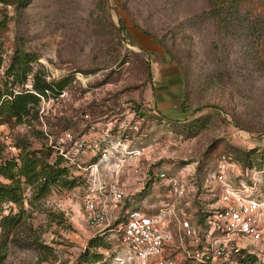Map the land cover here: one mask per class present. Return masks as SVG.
Wrapping results in <instances>:
<instances>
[{"label": "rangeland", "instance_id": "obj_1", "mask_svg": "<svg viewBox=\"0 0 264 264\" xmlns=\"http://www.w3.org/2000/svg\"><path fill=\"white\" fill-rule=\"evenodd\" d=\"M259 3L264 10V0ZM209 10V0H0V75L20 51L36 58L34 72L48 82L74 78L59 98L41 100L40 122L3 132L33 149L53 145L71 155L66 134L86 136L89 154L69 164L84 180L85 169L114 139L128 137L132 149L152 156L145 162L148 180L140 185L128 172L124 204L101 227L85 220L87 183L42 198L28 190L23 206H0L4 215L21 217L0 264H81L87 252L103 255L97 264H139L122 243L123 215L169 210L199 223L204 205L218 199V187L209 181L223 164L235 165V173L260 172L258 193L264 196L262 20L252 29L245 13L236 27L219 29L207 20ZM121 20L167 45L186 73V91L165 81L176 76L183 84L173 58L156 46L145 55L119 31ZM5 155L16 153L7 147ZM183 179L188 186L181 194ZM170 228L179 235L178 224ZM95 237L103 240L99 248L91 244ZM239 264L260 262L245 256Z\"/></svg>", "mask_w": 264, "mask_h": 264}, {"label": "built area", "instance_id": "obj_2", "mask_svg": "<svg viewBox=\"0 0 264 264\" xmlns=\"http://www.w3.org/2000/svg\"><path fill=\"white\" fill-rule=\"evenodd\" d=\"M135 116L133 113L130 117L134 120ZM4 128H0V143L18 155L12 137L3 132ZM109 134L110 129L107 136L111 137ZM65 138L72 143L73 155L53 147L69 164L75 157L89 154L91 146L86 136L76 139L67 133ZM130 145L128 137L114 139L109 148L99 153V160L85 169L89 188L85 220L91 228L110 223L113 213L124 204L128 172L140 185L148 180L145 162H151V152L132 149ZM231 168L235 165H220L209 181L217 185L218 199L204 205L199 223L185 217L179 219L169 210L154 214L139 209L126 212L122 243L139 264H239L245 256L264 264V196L258 193L260 172L238 169L235 173ZM103 169L110 175L103 177ZM160 176L167 178L165 174ZM0 181L6 183L1 176ZM182 182L181 194L188 186L184 179ZM172 223L179 226L178 236L171 231Z\"/></svg>", "mask_w": 264, "mask_h": 264}, {"label": "trees", "instance_id": "obj_3", "mask_svg": "<svg viewBox=\"0 0 264 264\" xmlns=\"http://www.w3.org/2000/svg\"><path fill=\"white\" fill-rule=\"evenodd\" d=\"M18 1L20 4L24 3V0ZM209 3L210 10L206 15L212 26L219 29L234 28L240 24L241 15L246 13L249 16L247 22L252 29H255L258 21L262 20L260 26L264 36V10L261 9L259 0H209ZM4 26V23H0V31ZM119 31L126 35L133 46L139 47L149 57L151 55L149 49L153 46L162 48L168 53L183 75L182 86L186 91L188 80L184 69L180 66L181 61L161 39L138 25L134 29L127 27L122 20ZM35 62L36 58L32 55L19 51L12 59L5 75H0V128L10 129L12 125H23L29 130L33 122H40L42 118L41 100L49 97L59 98L74 80L70 76L60 81L48 82L40 71L34 72L32 65ZM1 63L0 57V66ZM16 88H21L22 91H15ZM187 97L185 92V98ZM12 146L19 151L18 155L6 156V146L0 143V176L6 181V183L0 181V206L4 204L23 206L28 190L33 191L34 196L42 198L58 190H74L85 185L86 181L83 177L74 175L72 166L60 155V151H55L53 145L38 150L33 149L30 143H17L12 138ZM254 152L256 151L245 154L250 157ZM98 160L99 158L96 157L90 165ZM123 216L122 225H125L127 220L125 215ZM20 219L19 214L4 215L0 211V262L5 259V250L10 238H14L16 234ZM102 241L99 237H95L91 244L99 248L103 244ZM102 261L103 255L87 252L81 264H97Z\"/></svg>", "mask_w": 264, "mask_h": 264}, {"label": "crops", "instance_id": "obj_4", "mask_svg": "<svg viewBox=\"0 0 264 264\" xmlns=\"http://www.w3.org/2000/svg\"><path fill=\"white\" fill-rule=\"evenodd\" d=\"M166 79L168 80V82H173L174 81L175 89L177 90V92L180 91V90H183L182 89L183 86L181 85L180 79H178V77H176V76H173V77L167 76V77H165V81H167ZM170 87L174 88L173 86H170Z\"/></svg>", "mask_w": 264, "mask_h": 264}]
</instances>
